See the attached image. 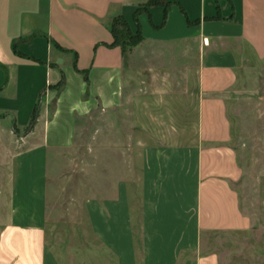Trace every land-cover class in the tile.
Masks as SVG:
<instances>
[{
	"label": "crops",
	"instance_id": "0c3cea01",
	"mask_svg": "<svg viewBox=\"0 0 264 264\" xmlns=\"http://www.w3.org/2000/svg\"><path fill=\"white\" fill-rule=\"evenodd\" d=\"M149 1L0 0V264H221L209 237L253 229L234 188L227 109L245 49L264 58V0H161L166 11L138 15L140 43L110 46L111 20L135 31ZM125 105L127 120L195 127L168 124L159 142L137 143L130 125L124 143H109L101 124L95 197L53 204L76 116L118 117Z\"/></svg>",
	"mask_w": 264,
	"mask_h": 264
},
{
	"label": "rangeland",
	"instance_id": "374dc122",
	"mask_svg": "<svg viewBox=\"0 0 264 264\" xmlns=\"http://www.w3.org/2000/svg\"><path fill=\"white\" fill-rule=\"evenodd\" d=\"M233 49L237 50L236 46ZM242 57L237 70V82L227 109L231 124L229 144L236 152L241 169V179L234 184V188L239 195L242 212L253 220V229L248 233L230 236L215 234L211 235L209 240L220 253L221 264H264V211L261 205L264 195V58H257L249 49H245ZM189 76L191 80L195 79V71H191ZM64 85L65 81L55 89L60 90ZM42 103V97L38 98L36 105L39 109ZM54 106L55 102L49 106L51 113ZM133 107L136 116H143V103H136ZM127 109V105L120 108L118 117L109 114L101 117L102 115L96 112L85 118L76 116L75 146L61 151L56 157L57 170L54 174H58V181L56 179L54 183L51 179V185L49 184L54 187L49 189L52 194L50 201L53 204L55 196L58 206H82L84 198L95 197V162L99 142L97 128L101 127V124L105 126L104 132L109 133L104 142L109 143L113 140L124 143L130 125L135 126L137 143L159 142L166 137L159 132L164 131L168 124L185 122L190 124L189 132H193L195 127L194 118L177 120L135 117L133 120H127ZM26 116L27 113L25 115L21 110L18 121L24 122ZM113 124L116 129L115 135L112 136ZM137 160L140 161L138 153ZM54 192H57L56 195Z\"/></svg>",
	"mask_w": 264,
	"mask_h": 264
},
{
	"label": "trees",
	"instance_id": "16d2710c",
	"mask_svg": "<svg viewBox=\"0 0 264 264\" xmlns=\"http://www.w3.org/2000/svg\"><path fill=\"white\" fill-rule=\"evenodd\" d=\"M162 4L165 11L169 7V4L162 2L161 0H150L146 6L138 8L134 12V21L136 24V30L133 32L129 23L125 20L123 16H116L110 22V30L113 36V42L110 46H119L123 52H127L133 46L137 45L143 39L141 29L138 22V15L141 11L147 10L150 5ZM64 75L62 74L61 80L57 86H62L64 84ZM36 113V110H35Z\"/></svg>",
	"mask_w": 264,
	"mask_h": 264
}]
</instances>
